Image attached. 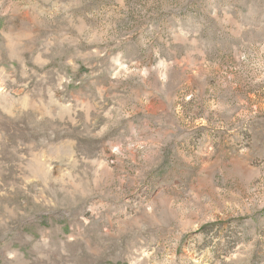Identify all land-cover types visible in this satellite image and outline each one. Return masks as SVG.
I'll use <instances>...</instances> for the list:
<instances>
[{
    "label": "rangeland",
    "instance_id": "obj_1",
    "mask_svg": "<svg viewBox=\"0 0 264 264\" xmlns=\"http://www.w3.org/2000/svg\"><path fill=\"white\" fill-rule=\"evenodd\" d=\"M0 264H264V0H0Z\"/></svg>",
    "mask_w": 264,
    "mask_h": 264
}]
</instances>
